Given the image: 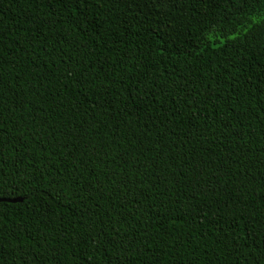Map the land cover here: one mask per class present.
<instances>
[{"label": "trees", "instance_id": "trees-1", "mask_svg": "<svg viewBox=\"0 0 264 264\" xmlns=\"http://www.w3.org/2000/svg\"><path fill=\"white\" fill-rule=\"evenodd\" d=\"M0 264H264V0H0Z\"/></svg>", "mask_w": 264, "mask_h": 264}, {"label": "water", "instance_id": "water-1", "mask_svg": "<svg viewBox=\"0 0 264 264\" xmlns=\"http://www.w3.org/2000/svg\"><path fill=\"white\" fill-rule=\"evenodd\" d=\"M21 198H0V201H9V202H16L21 201Z\"/></svg>", "mask_w": 264, "mask_h": 264}]
</instances>
